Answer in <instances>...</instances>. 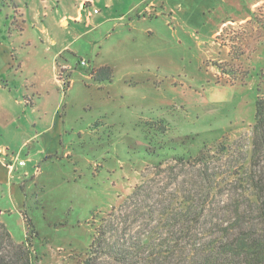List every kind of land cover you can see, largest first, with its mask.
Returning <instances> with one entry per match:
<instances>
[{
    "label": "rangeland",
    "instance_id": "rangeland-1",
    "mask_svg": "<svg viewBox=\"0 0 264 264\" xmlns=\"http://www.w3.org/2000/svg\"><path fill=\"white\" fill-rule=\"evenodd\" d=\"M43 1L0 0V64L4 56L12 63L19 61L14 34L37 32L42 27L37 14L48 12L60 39L77 38L74 53H65L73 67L88 71L89 65L107 64L114 79L97 84L73 76L66 99L70 107L61 118V144H49L51 153L41 161L38 188L24 194L13 184V197L0 195V223L20 243L29 234L24 215L32 220L38 235L29 245L36 264H78L93 228L111 209L108 221L120 230L127 228L136 239L161 224L160 198L174 200L188 191L199 192L200 170L170 163L153 168L163 157L143 160L146 141L150 149L179 145L192 153L203 144L213 148L222 142L231 146L232 154L214 159L207 174L247 168L255 101L264 98V2L245 21L218 22L233 6L205 7L197 0H182L181 9L174 10L178 5L172 4L168 18L141 24L133 17L139 0H61L56 7L49 0L51 11L43 10ZM93 9L114 19L88 35L87 25H74L71 19L82 14L87 23L100 17ZM141 14L155 15L152 10ZM60 18L67 19L69 27L60 25ZM62 72L57 80L64 81L59 87L65 93L69 79ZM0 85H6L1 76ZM22 102L29 104L30 99L22 97ZM147 127L154 135H144ZM2 144L9 147L14 140L0 136ZM6 149L3 153L19 158L18 152ZM229 189V184L221 187L210 207L216 209L218 195ZM18 201L26 207L15 205Z\"/></svg>",
    "mask_w": 264,
    "mask_h": 264
},
{
    "label": "trees",
    "instance_id": "trees-1",
    "mask_svg": "<svg viewBox=\"0 0 264 264\" xmlns=\"http://www.w3.org/2000/svg\"><path fill=\"white\" fill-rule=\"evenodd\" d=\"M113 79L109 66L91 72V80L97 84ZM254 109L248 166H239L225 175H208L205 169L214 159L230 156V145L220 142L210 148L203 144L192 153L179 149V145L150 149L146 141L143 160L147 157L154 162L163 157L152 164L153 168L160 170L170 163L200 170L199 192L188 191L174 200L160 198L163 208L157 217L161 224L136 239L127 228L120 230L117 223L108 221L114 213L111 209L107 218L93 228L88 250L78 264H264V98L256 99ZM144 135H150L148 127ZM226 184L230 189L218 195V207H210L213 196L217 197ZM24 218L29 234L20 243L0 223V264H36L30 245L38 232L32 220L26 215Z\"/></svg>",
    "mask_w": 264,
    "mask_h": 264
},
{
    "label": "crops",
    "instance_id": "crops-1",
    "mask_svg": "<svg viewBox=\"0 0 264 264\" xmlns=\"http://www.w3.org/2000/svg\"><path fill=\"white\" fill-rule=\"evenodd\" d=\"M50 1L54 2L56 7L60 5L61 0ZM89 1L92 0H83L85 3ZM197 1L205 7L213 5L233 6L228 12H224L219 16L218 22L226 19L245 21L250 17L254 8L264 2V0H247L246 2L243 0ZM172 4L178 6L174 9ZM235 6H240L241 10L244 11L239 13L238 8H235ZM182 7V0H139L134 8L133 17L144 24L148 21L147 19L168 18V14L173 9L177 10ZM44 8L48 11L52 10V6H49V0L43 1V10ZM151 10L155 13L151 18L141 14L144 11L151 12ZM175 14L174 11L171 17L173 18ZM37 15H39L40 22H42V27L37 32L33 31V34H28L27 30H23L22 34H19L20 36H16V34L13 36L16 44V46L14 45L15 53L19 61L12 63L7 56L6 58L4 56V61H1L2 65L0 64V76L6 84L5 87L0 85V136L4 137L5 140H14V144H9V147H4L3 144L0 145V153L6 152V148H8L10 151L18 152L17 156L19 154V158L25 160V165L16 169L15 177L8 169L0 166L1 196L8 194L13 197V184L20 186L24 194H26L27 189L30 190L32 187L38 188L40 186L39 174L44 168L41 161L51 153L48 151V147L53 142L58 141L61 144L60 134L65 126V121H61V118H66L68 107H70V102L67 103L66 99H69L74 85L73 76L77 75L80 79L86 80L85 77L91 75L92 70L109 66L107 64L101 66L98 64L89 65L88 71L73 67L65 53H74L72 49L77 38L66 37L60 39L55 33V18L50 16L48 12ZM96 15L100 16L99 10ZM113 19V17L101 15L86 23L82 14H79L77 17L72 18L71 22L74 25H87V34L89 35L98 29H102L104 25L109 24ZM35 20H37V17ZM118 20L123 21L122 17H119ZM59 24L69 27L67 19L60 18ZM61 70L63 71L62 74L69 79L65 93H62L57 80V75ZM22 97L30 99V103L25 104V102H22ZM53 134H55V137ZM9 154L15 153L10 152ZM23 154L27 155L23 156ZM25 203L23 201L22 204L19 201L14 202L15 205L21 207ZM0 212L2 213V211Z\"/></svg>",
    "mask_w": 264,
    "mask_h": 264
},
{
    "label": "built area",
    "instance_id": "built-area-1",
    "mask_svg": "<svg viewBox=\"0 0 264 264\" xmlns=\"http://www.w3.org/2000/svg\"><path fill=\"white\" fill-rule=\"evenodd\" d=\"M94 13H98L97 10H94ZM86 61H80V66L84 67L86 66ZM87 78H91V75H87ZM58 82L63 84L64 81L61 79V77L58 78ZM25 165V160L20 159L16 157L15 155H9L7 153L0 154V166L5 167L8 169L10 173H12L14 170H16L19 167H23Z\"/></svg>",
    "mask_w": 264,
    "mask_h": 264
}]
</instances>
